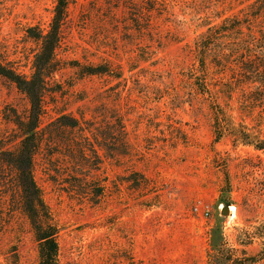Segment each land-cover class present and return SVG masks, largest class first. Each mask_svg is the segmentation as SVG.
<instances>
[{
	"label": "rangeland",
	"instance_id": "1",
	"mask_svg": "<svg viewBox=\"0 0 264 264\" xmlns=\"http://www.w3.org/2000/svg\"><path fill=\"white\" fill-rule=\"evenodd\" d=\"M253 1L69 0L36 154L59 264H264V153L215 142L191 78L200 36ZM55 3L0 0V54L25 75L39 47L26 30H47ZM28 109L1 77L0 136ZM0 264H39L20 214L0 234Z\"/></svg>",
	"mask_w": 264,
	"mask_h": 264
},
{
	"label": "trees",
	"instance_id": "2",
	"mask_svg": "<svg viewBox=\"0 0 264 264\" xmlns=\"http://www.w3.org/2000/svg\"><path fill=\"white\" fill-rule=\"evenodd\" d=\"M68 7L69 0H56L47 30L37 25L27 28V35L39 46L30 75L19 72L0 54V78L13 82L29 104L27 114H16L13 120L15 135L0 136V234L17 215L24 216L37 242L39 264H59V227L36 179V154L43 139L40 125L48 87L61 68L58 49ZM248 8L242 17L227 16L209 26L197 40L201 62L191 71L192 89L212 111L215 142L231 138L235 146H250L264 153V0H254ZM108 71L106 66H89L84 74ZM234 111H239L240 119ZM73 121L69 126L78 125ZM231 187L227 174L224 189L230 192ZM217 248L220 250V245ZM223 263L220 256L215 264Z\"/></svg>",
	"mask_w": 264,
	"mask_h": 264
},
{
	"label": "built area",
	"instance_id": "3",
	"mask_svg": "<svg viewBox=\"0 0 264 264\" xmlns=\"http://www.w3.org/2000/svg\"><path fill=\"white\" fill-rule=\"evenodd\" d=\"M196 209H198V208H196ZM210 213H209V210H206L205 211V215H209Z\"/></svg>",
	"mask_w": 264,
	"mask_h": 264
},
{
	"label": "water",
	"instance_id": "4",
	"mask_svg": "<svg viewBox=\"0 0 264 264\" xmlns=\"http://www.w3.org/2000/svg\"><path fill=\"white\" fill-rule=\"evenodd\" d=\"M227 210H228V208H226V211H227ZM226 211H225V212H226Z\"/></svg>",
	"mask_w": 264,
	"mask_h": 264
},
{
	"label": "bare ground",
	"instance_id": "5",
	"mask_svg": "<svg viewBox=\"0 0 264 264\" xmlns=\"http://www.w3.org/2000/svg\"><path fill=\"white\" fill-rule=\"evenodd\" d=\"M233 208V207H232ZM234 209V208H233Z\"/></svg>",
	"mask_w": 264,
	"mask_h": 264
}]
</instances>
